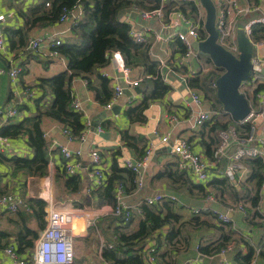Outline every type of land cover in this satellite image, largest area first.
Segmentation results:
<instances>
[{"label": "crops", "instance_id": "crops-1", "mask_svg": "<svg viewBox=\"0 0 264 264\" xmlns=\"http://www.w3.org/2000/svg\"><path fill=\"white\" fill-rule=\"evenodd\" d=\"M41 1L0 0V13L4 15V19L0 21V32L5 35L7 41L4 55H0V68L16 66L21 68V73L14 80H11L7 73H0V108L9 109L18 106L20 109L19 115L12 121H18L35 112L33 99L28 97L30 91L34 92V96L40 94L35 88L40 79L52 77L65 71L67 67L63 56L51 55L49 41L50 39L63 41L71 37V20L32 28L28 32L27 42L35 37L44 39L38 52H32L27 47H19L17 44L11 47L8 37H6L7 28L16 30L24 27V19L18 11L25 12L29 7ZM172 1L180 2L182 0H161V4L165 5ZM195 2L199 3L197 0ZM240 2L246 6L257 7V10L238 18L237 24L253 18L264 17V0H240ZM204 17L205 12L200 5L195 18H200L203 21ZM118 18L128 23L131 28L145 33L144 43L149 44V56L151 60L158 63L159 74L164 82L169 85L170 90L162 98L149 103L144 110V122H130L126 110L141 103L143 95L138 89V85L130 86L121 82L120 72L113 61L110 60L109 63L96 70V74L99 76L107 75L106 78L109 79L111 91L118 81L123 86L122 95L116 99L111 109L102 107L103 104L96 100L94 90L88 87L84 78L75 77L70 84L72 101L79 103L83 121L90 123L84 129L86 140L83 143L77 139L69 140L63 132L65 126L60 121L43 117L40 126L49 154L46 175L37 177L25 176L20 172L13 173L10 165L0 160L1 194L20 197L24 201L31 198L43 199L46 202L45 212L50 206L72 210L77 214V223L84 224L86 227L82 234L75 238L74 248L77 260L75 261L74 258L73 264H108L102 261L103 239L101 237L98 239L99 230L94 225L98 218L111 214V205L94 206L87 204L86 198L87 195L89 196L87 188L92 183L89 174L90 158L88 152L91 149L99 151L101 167L106 174H109L111 172L110 167L114 162L119 167H124L123 161L125 159L137 158L141 151L146 148L147 142L152 140L155 149L144 171L145 184L143 187L137 190V187L125 177V173L121 175L122 183L126 189L125 201L130 205L132 213L131 222L125 231H133L138 227L141 219V207L144 205L140 202L145 196H151L158 192L175 195L176 201L163 200L157 204L162 205L164 202H168L170 212L177 216L171 224L165 225L156 232V234H162L159 238L163 240L170 226H174V229L178 230L175 241L171 244H163L158 248L159 254L167 251L166 260H170L168 257H171L175 261L174 264H218L219 262L244 264L239 259L247 255L249 249H254V254L248 264H264V194L260 196L257 210H255L248 198L233 200L221 192L220 186L208 184L213 176L218 177L219 174L223 173V170L225 171L228 160H221L218 167L211 169L210 179L203 183H198L191 174L186 172L181 175L182 178L177 180L162 176L166 169L171 167L175 170L177 166L175 155L168 145L160 142V135L172 130L174 138L188 140L194 151L200 153L207 160L211 159L209 157L212 156H208V149H213L216 145L210 143L212 134L205 125L190 127L180 121L172 126L169 120L170 115H178L179 117L183 115L184 109L190 105L191 91H198L202 94L203 108L213 111L223 110V115L225 114L221 105L220 109L214 108L212 102L205 99L200 90L188 85L187 79L189 77L201 76L214 70V66L206 61V57L199 55L196 51L186 57L177 49L175 35L179 32L185 33L188 30L189 24L185 21L189 18L177 10L172 11L167 18L163 16V19L156 15L144 17L142 10L136 7L120 10ZM166 37H169L168 40L165 39ZM202 39L204 38L199 35V31L198 38H190L191 42ZM256 56L264 58V46L257 47ZM129 68L130 79L141 83L147 77L142 65H130ZM91 80L95 86L99 84V78L96 75H92ZM248 91L247 95L251 97V89L249 88ZM35 93L37 94L35 95ZM45 97L44 101H51V92H47ZM227 119L225 116L223 121ZM7 122L9 121L0 115V127ZM98 127L101 130H98ZM123 130H127L130 136L142 137L144 141H137L132 138L129 139L130 144H125L120 136V132ZM60 145H65L72 151L76 149L82 151L81 156L78 157L80 167L74 173L81 178L80 193L84 196L86 203L83 207L74 205L79 192H68L65 189L63 178L60 176L61 173L67 174L62 169L64 160L60 153ZM234 147L235 145L232 144L231 149ZM13 155L32 156V150L26 143V137H0V159ZM246 173L247 178V167ZM193 183L203 184V187L199 188ZM240 184L233 183L232 185L238 187ZM208 194L212 195L213 198L207 201L206 196ZM240 206L245 209V212L239 209ZM193 207H208L210 212L206 209L200 215H193L190 210ZM211 210L225 212L230 218V223H220L211 213ZM16 211H0V231H5L8 234L0 239V264L8 262V257L3 253V248L15 239L16 232L21 226L26 225L29 228L37 229L38 223L34 218H29L23 224L16 217ZM89 219V224L92 223V225L87 227L86 224ZM42 230H39V235ZM4 238L6 239L4 240ZM90 239H93L95 243V246L93 244L87 245L90 251L94 250L96 256L93 259H87L84 255L85 243H90ZM150 242L152 243V241ZM227 243H229L228 248L221 252L220 247ZM149 244L148 242L146 246ZM79 247L82 249L78 250Z\"/></svg>", "mask_w": 264, "mask_h": 264}, {"label": "trees", "instance_id": "trees-1", "mask_svg": "<svg viewBox=\"0 0 264 264\" xmlns=\"http://www.w3.org/2000/svg\"><path fill=\"white\" fill-rule=\"evenodd\" d=\"M199 6V3L197 4L195 0L172 1L165 5L161 4V0H42L29 7L25 12L19 10V15L24 19V27L16 30L7 28L5 31L11 47L17 44L19 47L25 46L26 48L28 45V32L32 28L58 23L64 13H69L76 7L81 8L82 15L71 23V37L61 40L59 44L51 47V50H56L65 58L66 70L52 77L42 78L35 85L40 94L33 98L36 108L34 113H30L18 121H9L0 127V137H26V143L32 150V156L13 155L8 158L1 157L0 160L10 165L13 173L20 172L25 176L37 177L46 175L49 154L40 126L41 119L43 117L56 119L65 126L64 128L69 131L71 137H79L84 132L85 121H83L82 112L73 109L71 106V81L78 76L84 78L88 87L94 90L96 100L102 104L106 103L112 96L109 79L97 75L96 70L109 63L111 54L114 51H118L121 54L126 66L142 65L145 69L147 77L138 84V89L143 95L142 101L126 110V115L130 122H144V110L149 103L162 98L170 90V87L160 76L158 63L151 60L149 56V44L135 42L130 36V25L121 21L118 18V13L128 7L140 8L142 12H151L160 8L162 19L163 16L167 18L174 10L180 11L186 18L194 19L198 14ZM203 21L200 22L201 26L198 31L199 35L205 38L206 32L203 27ZM251 38L254 41L264 40L263 24L255 23L252 25ZM176 41L178 51L184 55L187 47L181 40L176 39ZM206 59L210 65H213L209 58L206 57ZM222 72V68L214 66V70L208 71L201 76H191L187 79V82L190 87L200 90L205 99L211 101L214 97L217 100L214 81ZM92 75H96L99 78L97 86L92 83ZM250 89V98L255 100L256 94L264 91V82L257 83ZM248 90L245 91L246 95L249 92ZM47 92L52 94L51 101H44ZM16 107L20 111L18 106ZM217 112H219L217 115H214L203 124L212 134L210 137L211 144H217L218 131L227 128L229 125L234 126L240 136H244L252 126L250 122L240 123L239 121H234L228 113L223 115V110ZM225 116L228 119L223 121ZM120 136L125 144H130L129 139L132 138L137 141H144L140 136H130L127 130L121 131ZM214 148L208 149V156L213 154ZM144 151L145 149L141 151L139 156L143 155ZM209 158H212V156ZM241 163L247 167L248 175L245 181L243 180L241 181L242 183L240 182L241 184L239 183V188L232 185V181L225 173L219 174L220 176L218 177L213 176L208 181V184L220 186L221 192L233 200L248 198L252 207L257 210L260 200V186L264 181V158L261 156L244 158ZM176 166L175 170L171 167L166 169L162 176H168L176 180L182 178L181 175L184 174V171L178 168L177 162ZM62 169L63 172L67 173L64 162ZM110 170L111 172L105 175L102 185L92 189L89 196L87 195L88 205L99 206L108 204L114 206L116 203V185H122L126 193L121 180V175L124 173L126 174L125 177L134 184V174L131 170L119 167L116 162L112 164ZM60 176L63 178L65 189L68 192H79L74 205L83 207L86 203L84 196L80 193V176L75 173H67L65 175L61 173ZM55 178L57 179V176ZM193 185L199 188L203 187V184L193 183ZM1 195L3 194L0 192ZM25 202L27 208L21 207L18 209L15 212L16 217L23 224L29 218H34L38 223L37 229L29 228L26 225L21 226L16 232L15 239L6 246H13L19 256L31 258L35 241L39 237V230L44 229L46 225V212L44 209L46 202L40 198H31ZM176 217L170 212L168 202H164L162 205L149 206L144 204L141 207V219L138 227L133 231H125L132 218L127 223H122L121 219L112 213L98 218L94 226L102 234H105V240L101 247L102 261L108 264H147L145 260L146 244L154 240L156 264H174L173 258L168 257L170 260L165 259L167 251L159 254L158 248L163 244L167 245L175 241L178 230H175L174 226H170L163 240L159 238L162 234H156V232L165 225L171 224ZM6 235L8 234L5 231H0V239ZM228 244L221 246L220 251L225 249ZM253 254L254 249H249L247 255L239 260L244 264H248Z\"/></svg>", "mask_w": 264, "mask_h": 264}, {"label": "built area", "instance_id": "built-area-1", "mask_svg": "<svg viewBox=\"0 0 264 264\" xmlns=\"http://www.w3.org/2000/svg\"><path fill=\"white\" fill-rule=\"evenodd\" d=\"M216 7V21L215 27L218 31L217 42L232 53L238 56L239 51L236 43V24L237 19L246 16L252 11L257 10V7L246 6L240 0H214ZM48 5V3H46ZM82 15L81 8L76 7L69 13H64L60 17V21L71 20L72 23L79 19ZM144 17H151L156 15L162 17L160 8L151 12H142ZM4 19V15L0 13V21ZM189 24L188 30L185 33H176L175 38L181 40L187 47L185 56L193 54L194 50L191 45V37L198 38V29L200 27V18L187 19L185 21ZM255 23L264 24V17L253 18L244 22L243 29L246 35L250 38L256 47L264 46V40L254 41L251 38V28ZM164 27H166L164 25ZM130 36L137 43H143L145 40V33L141 30L130 28ZM156 37H159L156 35ZM169 37L165 39L168 40ZM44 39L42 37H35L29 40L27 49L32 52H38ZM61 40L50 39L49 43L52 46L60 43ZM7 41L5 35L0 32V55H4L6 50ZM51 55H60L56 50H51ZM110 60L115 63L118 71L120 72V80L126 85L137 86L138 81L132 80L129 77L130 68L125 65L121 54L114 51L111 54ZM253 63L259 67V70H254L251 77L244 82L241 87L252 88L255 84L264 82V58L253 57ZM0 73H7L11 80H14L20 73L21 68L16 66L12 68H0ZM104 77H107L105 74ZM121 82L115 83L112 87L111 98L102 105L105 109H111L117 98L123 93V86ZM242 90V88H241ZM245 93V91H242ZM29 99L34 98V92H29ZM203 96L198 91H191V101L188 108L182 112L183 115H170L169 120L172 126L182 121L190 127H199L205 121L210 120L214 115L219 112L205 109L202 107ZM251 112L248 117L240 123L250 122L252 126L250 130L244 135L240 136L235 130V127L229 125L227 128L219 130L217 133L218 142L215 145L212 158L207 160L200 153L194 151L191 143L186 139L174 138L172 130L167 131L165 134L159 136L161 143L168 145L171 152L176 157L178 168L186 173L191 174L198 183L206 182L210 179V170L216 168L221 160H228L226 163L225 171L223 173L236 185L246 178V166L241 163L244 158L258 157L264 158V91L256 94V99L253 100L248 97ZM71 106L77 111H82L80 105L76 101H72ZM224 113H226L224 111ZM0 115H3L8 121L14 120L19 115L17 107L9 109L0 108ZM261 118L262 121L259 125L255 124L256 119ZM90 125L89 122L85 123V128ZM98 130H101L99 127ZM69 140L77 139L81 143L86 140L84 132L77 138L71 137L67 129H63ZM232 144L235 145L231 149ZM155 149V144L152 140L147 142L143 155L137 158H127L123 161V166L131 170L134 174V184L137 190L142 188L145 184L144 171L147 167L150 156ZM60 153L64 160L65 171L69 174L74 173L80 167L78 157L81 156V149L70 150L65 145H60ZM90 158L89 174L91 178V186L87 188L89 194L92 189L102 185L105 180L106 172L101 167V155L97 149H91L88 152ZM123 186L116 185L115 199L116 203L111 206V213L118 216L122 223H127L132 217L130 205L125 201V192ZM260 196L264 194V181L260 186ZM212 195H207L206 200H211ZM163 200L174 202L177 200L175 195H167L161 192L155 193L151 196H145L141 204L157 205ZM19 207L27 208L26 202L20 197H13L8 195L0 196V211H16ZM239 209L245 212L241 206ZM193 215H198L200 212L206 210L205 207H193L190 209ZM218 221L222 224L230 223V218L225 212L213 210L212 211ZM77 214L69 209H62L56 206H50L46 210L45 228L41 231L38 239L35 242L31 258L28 256H19L13 246H6L3 248V253L8 257L6 264H73L74 262V240L80 236L86 229L84 224L77 223ZM88 220L86 226L89 227ZM150 242L145 249V260L147 264H156L155 259V246ZM222 249L221 252L225 251ZM218 264H227L226 262H219Z\"/></svg>", "mask_w": 264, "mask_h": 264}, {"label": "water", "instance_id": "water-1", "mask_svg": "<svg viewBox=\"0 0 264 264\" xmlns=\"http://www.w3.org/2000/svg\"><path fill=\"white\" fill-rule=\"evenodd\" d=\"M205 12L204 30L206 37L194 40L192 48L197 53L210 59L215 67L222 68L223 72L215 79V94L222 108L234 121H242L251 112L248 96L240 90L254 70L259 67L253 63L256 47L246 35L244 23H238L236 28V43L238 56L233 55L218 42V31L215 27L216 7L213 0H198ZM262 119L258 118L255 124L259 125ZM88 204V203H87Z\"/></svg>", "mask_w": 264, "mask_h": 264}, {"label": "rangeland", "instance_id": "rangeland-1", "mask_svg": "<svg viewBox=\"0 0 264 264\" xmlns=\"http://www.w3.org/2000/svg\"><path fill=\"white\" fill-rule=\"evenodd\" d=\"M242 88V90L241 91H247L248 89H249V86L248 87H241ZM212 104H213V106H214V108H219L220 109V103L213 97L212 98ZM206 209H207V211H209L210 210V208H208V207H206ZM213 210H211V213L213 214V215H215L213 212H212ZM210 212V211H209ZM202 213H204V212H200L199 213V215L200 214H202ZM216 217V216H215ZM80 219H82V218H80ZM83 220V219H82ZM99 230V229H98ZM99 232V236H98V239L101 237L102 239H103V241L105 240V234L103 233H101V231L99 230L98 231ZM95 234H97V233H95ZM98 239H96L97 241H98ZM75 241V240H74ZM89 244H93L94 246H95V243L93 242V239H90V243H85V245L87 246V245H89ZM85 246V257L87 258V259H93L96 255L94 254V250H89V248H88V246L86 247ZM92 246V245H91ZM92 248V247H91ZM82 248L81 247H79V249L78 250H81ZM82 253V252H81ZM74 258H75V248H74ZM77 259L75 258V261H76ZM81 260V259H80Z\"/></svg>", "mask_w": 264, "mask_h": 264}]
</instances>
